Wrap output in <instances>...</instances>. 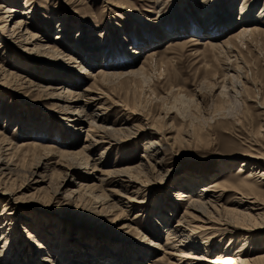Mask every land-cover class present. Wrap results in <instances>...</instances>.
<instances>
[{
	"label": "rangeland",
	"instance_id": "1",
	"mask_svg": "<svg viewBox=\"0 0 264 264\" xmlns=\"http://www.w3.org/2000/svg\"><path fill=\"white\" fill-rule=\"evenodd\" d=\"M4 1L20 10L29 5L32 10L30 23L35 27L32 30L38 32V39H50L58 48L62 42H67L64 53H71L62 58L38 54L23 46L32 45V42L22 44L0 27V82H3L0 83V138L6 135L17 145L22 141L37 144L30 147L34 155L43 153L41 146L48 141L56 143L60 149L69 147L67 143L55 141V136L73 140L74 146L70 147H79L86 137L88 122L77 130L78 136L74 139L72 132L77 127L68 119V112L56 104L54 96L44 93L41 88H47L46 92L55 89L82 92L93 83V75L101 67L108 68L102 66L104 56H110L108 64L113 65L110 61L116 57L113 49L109 50L121 47V39L135 40L145 34L148 35L145 38L154 35V41L148 40L132 60L126 58L120 68L115 69L121 76L98 85L100 89L94 88L102 91L99 97L104 103L97 101L86 108L105 117L107 125L151 122L156 131L153 138L163 146L160 147L163 162L160 174L148 182L146 201L125 214L127 219L134 217L132 225L137 226L145 238L121 227L124 217L112 222L113 215L97 212L92 209L93 204L80 198L75 201L64 197L81 178L90 179L84 182L101 185L92 177L91 167L87 170L78 168L72 178L74 183L66 184L60 190L51 184L47 193L33 196L29 193L34 190V183L27 187L26 194L22 193L26 187L18 189L19 183L28 175L25 170L17 174L14 187L0 182V213L10 208L14 217L13 242L7 254L1 257L4 260L1 262L0 259V264H56L61 257L64 264H71L73 257H84V251L99 256V261L108 257L117 260L133 254L136 248L147 251L135 264H172L175 258L148 240H158L162 247L166 245L169 224L164 223L169 216L170 222L174 223L185 202L175 197V191L185 185L182 190L189 191L191 188L188 187H194L197 192L207 182L238 186L245 173L238 177L237 168L246 155L264 153V0H247L246 15L253 17L247 26L254 25L256 29L232 38L229 36L244 25L245 20L238 19L242 0H0V3ZM230 5L234 12L223 20L222 14H227ZM211 9L222 16H216L219 21L210 22L215 16L206 20ZM25 16L16 12L7 24L11 27L18 18L25 20ZM61 18L70 32H64L56 39ZM207 22L211 27H205ZM81 27L83 33L76 37ZM175 27L180 28L179 31ZM166 29L172 30V37L164 35ZM228 38L231 39L226 44L228 47L223 46V40ZM207 41L218 43V46L212 47ZM76 47L79 51L74 53ZM127 47H131L129 43ZM154 47H157L158 56L147 66L145 76L140 79L129 75V68H138L145 63H142L145 52ZM69 54L73 57H68ZM62 75L69 77L70 82L61 80ZM29 81L32 84L28 85ZM84 97H80V102L83 103ZM125 107L128 111L123 110ZM132 110L140 114H129ZM145 129L136 137L123 140L120 147L97 141L90 149V157L95 158L103 149V161L99 165L102 169H109L114 164H136L141 160L145 140L151 137L147 133L150 129ZM51 160H58V157L53 156ZM258 162L259 168H263L264 161ZM257 164L252 162L242 168L246 172ZM61 167L55 166L56 171ZM48 176L38 186H46ZM113 185L103 184V188L108 191L119 187ZM257 188L264 192V179L262 183L258 182ZM232 194L233 190L227 189L219 203L229 202ZM155 205L159 206L155 209L162 210L160 216L165 219L164 223L153 221L151 209ZM137 210L139 213L135 215ZM170 211L171 215L168 214ZM23 228L36 233L42 245L37 244L34 237L29 238ZM259 235L264 236V230ZM238 242L231 243L232 249ZM1 244L0 236V247ZM209 245L205 250L208 255L211 254L208 249L214 248L213 244ZM259 252L264 253V247L256 253ZM204 262L209 264L211 261ZM90 263H94L92 259Z\"/></svg>",
	"mask_w": 264,
	"mask_h": 264
},
{
	"label": "bare ground",
	"instance_id": "2",
	"mask_svg": "<svg viewBox=\"0 0 264 264\" xmlns=\"http://www.w3.org/2000/svg\"><path fill=\"white\" fill-rule=\"evenodd\" d=\"M246 3L247 0H242L239 8L240 17L238 18L245 20L243 23L244 25L240 27L238 32H235L234 34L232 33L229 38L247 33L248 31L254 32L256 29V26L254 25L247 26L250 25L248 24V21L252 20L253 17L246 15V13H248ZM231 5L227 8L229 10L227 14L226 12L222 14L223 20L229 18L231 13L233 14V6ZM22 8L23 9L20 10L18 6H11L9 3H5V1L0 3V21H2L0 23V27L5 29L6 32L9 31V35L16 39V41L19 40L23 42L22 44L32 42V45L23 46L34 49L38 54L46 55L47 57L52 56L62 58V55H68V53H71L70 51L64 53V50H66L67 47V42H62L61 47L58 48L57 43L49 41L50 39H38V32L32 30V28L35 29V27L30 23V13L32 10H30L29 5ZM217 8L219 9V7ZM16 12H18L21 17L24 15H27V17L25 16V20L18 18L19 20L15 21L12 26L9 27L10 23L9 25L7 24L8 19H11L12 15ZM208 12L206 20H210L215 16L210 21L213 23L219 15H216V11L214 9H211ZM221 17L222 16L219 18ZM248 18L250 19L248 20ZM61 20L62 22H59V25L57 26L59 34L55 37L56 39L62 37V33L70 32V28L67 27L66 22L62 18ZM219 20L220 19L215 22ZM141 25H143L144 28L147 27L144 23H141ZM210 25L211 24L208 22L205 23V27L207 28L211 27ZM81 29L82 27L78 28L76 37L83 33ZM178 29L180 28H176L177 31H179ZM171 32L172 30L166 29L164 35L171 36ZM135 33L137 32L135 31ZM145 35H142L140 38L138 37L135 40H128L124 37V39H121V42L119 41L121 43V47L117 46V48H111L109 52L113 49V54L116 57L113 58L116 60L113 59L112 61L111 59L110 64H113L114 66H110L108 64L110 56L108 58H106L107 55L104 56L102 66H106L108 68L101 67L98 72L93 75V83L86 87V90L76 92V90L59 91V89H55L53 91L46 92L47 88H41L44 89V93L54 96L56 104L60 105L64 111L68 112V119L72 120L74 125L77 127L75 131H71L74 139L78 136L77 130L81 129L84 123L88 122L86 137L79 147H70L74 146V142H72L73 140H64L55 136V141L67 143V146L69 147L60 149L56 143L53 144L51 141H48L45 145L40 144L42 145L41 147L44 152L34 155L31 154L30 147H34L35 145L37 146V144L22 141L19 145H17V143H14L11 138L3 135V137L0 138V182H4L3 184L14 187L16 183L15 178L19 176L17 174H20L21 171L25 170L28 172V175L25 181L20 182L19 185L17 184L18 187H20L18 189L26 187L22 191V193L26 194L25 190H28L27 187H30L34 183V190L29 193L30 196H33L39 195L40 193H47L51 184H53L54 187H58L60 190L62 186L74 183L72 178L73 175L77 173L78 168L84 167V169L87 170L91 167L92 172L90 173L93 178H97L101 182V187L96 185L94 182H84L90 180L88 178H81L77 181V183H75V185L72 186L71 190L65 193L64 197L71 198L72 200L75 199V201L80 198L83 199L84 202L93 204L94 206L92 209L95 208L97 212L105 216L113 215L111 220L112 222L117 220V218L124 217L125 219L122 221L123 223L121 224V227L128 228L130 231L137 233V235L142 238L146 237L137 226L135 227L132 225V219L134 220V217L127 219L125 214L127 213L126 211L129 212V210L136 206H141V204L146 201L148 192L147 185L149 180L154 179L155 175L160 174L159 168L162 167L163 162V156L160 155V151H162V149L160 150V147L162 148L163 146L156 141L155 138H153L154 134H156L154 125L151 122L148 123L145 121V123H137L130 126L117 125L116 123L107 125L105 123V117L100 116L98 112L94 111V109H91V112H89L88 108H86L89 106L92 107V104L97 101H100V104L104 103V101L100 100L101 97H99L100 92L102 91L94 90V88L97 89L99 88L98 85L105 84V82H108L109 79L122 75L120 72H117L118 74H116L115 69L118 67L120 68L122 65L121 63H124L126 58L127 60H132L140 51V48L147 43L148 40L154 41V35H150L149 38H145ZM158 36L159 35L156 37ZM229 38L223 40L222 45L228 44L231 40ZM170 41L169 44H173V41ZM128 43L131 46L129 49L127 47ZM209 44L212 47L218 46V43L212 41L209 42ZM62 47L64 48L62 49ZM77 47V51H73L74 53L79 51V48ZM156 48L157 47L147 50L145 52V58L142 61V63L144 61L145 63L141 64L138 68L130 67L129 75L142 79L145 76L144 73L149 63L152 62L156 56H158V51L155 50ZM128 50L130 53H128ZM115 52L117 53V56ZM68 57L71 58L73 56L69 54ZM120 60L124 61L120 62ZM81 68L83 69V67ZM109 73L111 74L109 75ZM61 78V80L66 81L69 77L67 78L62 75ZM69 80L71 79L69 78ZM3 81L7 82L6 80ZM30 84H32L31 81H29L28 85ZM81 96H85L83 103L82 101L80 102ZM114 104L118 103L114 102ZM106 106L108 107L110 104H107ZM123 110L128 111L126 107ZM131 113L136 114L139 112L132 110L129 111V114ZM97 120L101 121L97 122ZM145 128L150 129L147 133L151 137L145 140L143 148L144 151L140 155L141 160L136 164L122 166L114 164L109 169H102L99 165L103 161V149H101L99 155L95 158L90 157V149L92 150L94 148L97 141H105L109 146L117 145V147H120L123 140L136 137L141 134V131L146 130ZM53 156H57L58 160H51ZM246 156L247 158L244 159V161L240 163L241 165L237 168L238 177L240 174L245 173L244 177L240 180V185L238 186L230 185L226 182H207L196 192L194 191V187H188L191 188L189 191L186 189L182 190L181 188H185V185H181V187L175 191V197L181 201L185 200V202L181 215L176 218L174 223L170 222V216L167 217V220L164 223L163 221L165 219L160 216L162 214V210H160V208L155 209V207H159L155 205L154 208L151 209L153 221L169 224L166 228V245L162 247L163 244L157 242L158 240H148V243L155 247L163 248L164 251L173 256L175 259L172 264H206V262H204L205 260L211 261L209 264H264V253H260L261 251L256 253L261 247H264V236L259 235L262 230H264V192L257 188L258 182L262 183L264 179V166H262L263 168H259L260 164L258 162L260 159L264 161V153H249ZM64 158L67 160L61 161ZM150 159L154 160V162L152 163ZM252 162L254 164L257 162L258 164L250 167V170L245 172L242 166H247V164ZM57 165L59 167L63 166L60 171H56L57 169L55 166ZM46 175H49L47 184H45L46 186H38L40 183L46 181ZM103 184H115L119 187L116 189H107L108 191H106L103 188ZM227 189L233 190V194L229 202L224 205L220 204L219 200H221L222 195ZM4 191L6 193L9 192L7 189ZM58 193L59 192L57 191V194ZM138 210L140 209L138 208ZM138 210L135 215L139 213ZM12 214L13 212L10 208L5 209V211L0 213V236L3 243L0 247V259L7 254L10 244L13 242L14 217H12ZM168 214L171 215L172 212L170 211ZM23 232H25L29 238L34 237L37 244L42 245V242H40L36 233L33 234L34 232L32 233L29 230H25V228H23ZM227 235L228 238L226 239ZM235 240H238L239 244H237V247L232 249L231 243ZM206 241H208V245L213 244L214 246L213 249H208L209 253H211L209 255L205 251L208 247ZM123 244H125L126 247L129 246L126 243ZM221 245H223V247H221ZM90 247L91 246L88 248ZM108 251L109 250H107V252ZM146 251L147 250L136 248L133 254L129 253L126 257H119L117 260H115L116 257H108L103 258L102 261L98 260L100 259L99 256L95 257L89 251H84V257L81 255L79 258L73 257L71 259V255L68 260L71 259V264H92L90 263L91 259L94 262L93 264H135L139 263L138 260L146 254ZM107 252L105 253L107 254ZM88 258L91 259L89 260ZM43 259H46V257ZM3 260L4 259L2 258L1 262H3ZM58 262L59 264H64L65 260L61 257L55 263L57 264Z\"/></svg>",
	"mask_w": 264,
	"mask_h": 264
}]
</instances>
